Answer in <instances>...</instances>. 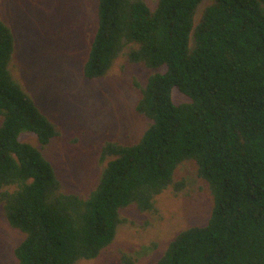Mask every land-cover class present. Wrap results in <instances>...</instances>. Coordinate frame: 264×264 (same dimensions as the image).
Segmentation results:
<instances>
[{"label":"trees","instance_id":"trees-1","mask_svg":"<svg viewBox=\"0 0 264 264\" xmlns=\"http://www.w3.org/2000/svg\"><path fill=\"white\" fill-rule=\"evenodd\" d=\"M204 1L97 0L83 75L104 78L119 59L145 66L133 86L148 125L135 143L102 145L105 165L86 194L65 190L44 151L58 126L15 78L16 37L0 17V207L24 234L18 264L98 257L126 222L123 208L157 214V196L182 190L185 162L208 183L211 214L153 264H264V0H209L196 19ZM174 87L190 100L176 103ZM25 132L39 145L21 140Z\"/></svg>","mask_w":264,"mask_h":264},{"label":"rangeland","instance_id":"rangeland-1","mask_svg":"<svg viewBox=\"0 0 264 264\" xmlns=\"http://www.w3.org/2000/svg\"><path fill=\"white\" fill-rule=\"evenodd\" d=\"M158 0H148L155 7ZM205 0L197 9L198 19ZM97 0H0V17L16 37L12 70L42 111L58 126L59 134L45 148L65 190L86 194L97 183L105 163L100 149L106 141L124 144L139 140L148 125L135 106L149 70L125 59L115 62L104 78L83 75L97 24ZM176 103L190 99L173 88ZM20 139L39 145L35 134ZM176 180H185L178 193L170 187L157 196L159 212H142L135 203L120 211L121 224L114 242L98 257L79 264H124L127 254L134 264L156 262L173 237L210 217L213 196L192 162L177 169ZM24 234L13 228L0 207V264H18L15 247Z\"/></svg>","mask_w":264,"mask_h":264}]
</instances>
